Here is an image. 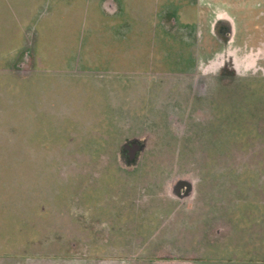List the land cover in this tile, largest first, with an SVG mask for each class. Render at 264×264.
<instances>
[{
	"label": "flooded vegetation",
	"instance_id": "obj_1",
	"mask_svg": "<svg viewBox=\"0 0 264 264\" xmlns=\"http://www.w3.org/2000/svg\"><path fill=\"white\" fill-rule=\"evenodd\" d=\"M80 1L86 13L94 8L93 23L107 28L104 29V34L101 33L102 28L87 27L80 31L78 45L69 50V60L73 59L72 68L80 70L97 66L104 70L101 73L106 76L115 75V69L125 72L126 75L124 82L110 78L108 83L103 81V85H100L105 91L108 88L110 97L106 100L114 103V107L118 108L116 118L122 119L119 124H114L115 128L111 131L117 132L115 138L119 139L115 143L112 158L120 168H126V165L131 163L137 165L143 152L153 147L149 140L157 136L156 133L160 130L171 129L166 133L176 136L177 139L189 138V130L197 119L191 108L187 109V113L173 114V111L166 113L161 104H154L157 108L153 112H147V104L143 105L142 101L147 96L148 87L158 80V72L168 76L166 82L169 81L170 95L176 92L186 97L190 103L196 100L195 105L202 98L199 95H204L200 102L202 104L197 107L199 115L201 110L210 113L216 102L220 104L226 100L242 99V89H249L252 85L264 86V0H255L258 6H252V9L258 10L254 12L247 9L248 5L238 11L229 10L224 8L222 3L213 0ZM243 1L250 3V0H240L239 3ZM51 2L58 6L61 4V0ZM67 5L71 8L78 6L68 0ZM113 27H121L122 32L112 31ZM140 34H150L156 49L160 47V51L172 52V64L164 65L157 58L158 53L153 57V49H148V54L144 52L142 55L145 63L135 58L131 42H136L137 39H134ZM83 36H86V39H83ZM125 59L132 60L133 63L126 64ZM34 68L33 64L29 67L30 71H34ZM141 68L145 69L144 73L134 74L135 70ZM191 85L199 87L200 91L191 90ZM50 86V104L58 102L59 110L65 106L64 98L59 97L61 93L55 92L56 86L53 83ZM50 110L45 113L46 116L58 111L51 107ZM57 114L62 115L60 110ZM94 117L91 122H97L103 116L98 114ZM46 132L49 135L47 130ZM145 133H150V137H153L145 139L142 135ZM257 141L262 147L257 150L264 156V137H259ZM129 142H134L136 146L128 144ZM164 142L170 146V142ZM29 146L36 147L33 142ZM238 148H233L229 154L227 149L222 150L221 168L225 171L224 175L228 170L236 177L240 175L243 160L247 158L243 159V153ZM154 155L161 157L162 163L159 165L165 171L155 174L153 178L163 180V186L158 192H144L145 195L147 193L148 199L143 198L142 203L132 198L131 192H125V200H118L107 192V204L103 206L107 208L100 209L96 205L95 209L93 205L84 204L87 202L86 196L91 200L98 196L95 192L78 195L83 205L78 204L70 210L77 214L74 217V223L77 224L74 230L79 233L76 241L74 238L66 240L65 235L61 238V231L58 232L56 226H51L55 230L52 232L49 225L51 215H57L58 227L61 226V214L66 219L67 192L34 190L28 192L29 201L25 197L13 210L1 211L3 219L7 210L10 217H16L18 213L24 214L25 217L29 214L30 219L36 217L38 228L35 229L34 239L27 237L23 244L21 242L16 248L0 254V264H258L264 261V257L259 254V250L264 252V246H259L258 239L253 237H264V213L258 210V206L255 213L251 214V218H255L253 229L244 227L248 236V242L243 245L244 254L237 252L239 246L236 245V251L230 246L225 247V244H221L223 246L218 253L216 245L219 246L221 238L225 241L227 235L237 237L238 232L242 230L237 226L238 220L235 221L228 215L227 192H211L213 189L209 184L200 186L201 175L195 177L190 171L180 172L172 169L169 160L172 157L178 160L177 154ZM30 158L35 160L34 155ZM263 159L260 156L254 160L264 165ZM258 193L261 195L264 192ZM16 194L23 197V192ZM231 194L234 195L235 192ZM54 199H58L59 205L52 204ZM127 201H130L129 205L126 204ZM41 202L47 203L38 205ZM261 204L264 207L263 202ZM37 205L40 212L33 208ZM131 207L134 209L133 213L148 209L150 218L148 221L144 218L139 224L132 221L135 230L131 235H127L128 242H123L114 249L109 241L117 240L99 232V226L115 228L111 232L115 237L117 230L122 227L120 223H124L111 221L109 225L107 222L113 219L116 213H122L123 217L124 213L132 210ZM0 209H3V206ZM99 212H106L108 220H105L106 216L101 217ZM19 222L25 224L26 219L23 217ZM84 235H87L88 239ZM51 245L56 250L46 252Z\"/></svg>",
	"mask_w": 264,
	"mask_h": 264
},
{
	"label": "rangeland",
	"instance_id": "obj_2",
	"mask_svg": "<svg viewBox=\"0 0 264 264\" xmlns=\"http://www.w3.org/2000/svg\"><path fill=\"white\" fill-rule=\"evenodd\" d=\"M29 1L0 0V40L2 42L7 41L10 34L16 29L18 21L16 17L20 12H24L22 10ZM68 1L76 3L78 6L68 7L67 0H61L60 6L54 5L51 0H46L42 7H38L41 8L39 15L31 10L30 17L33 14L36 15L33 19H30V22L35 23V29L29 30L31 34H36L33 37L34 44L38 43L49 50L47 51L50 57L44 63L45 67L38 68L36 63L34 72L39 74L36 76L39 78V82H45L46 93L49 92L47 86L51 83L57 87L61 86L59 97L62 96L65 103V106L63 105L59 109L62 115L57 114L59 104L54 101L51 103L52 105L50 104V107L57 109V112L48 113L46 116L47 113L41 115L39 111L34 109L32 118L28 120L31 124L29 130H25V134L14 133L11 135L14 140H20L18 145L21 146H19L20 148L4 150L3 152L8 153L3 154L5 158L0 155V192H23V197L19 196L20 201L27 197L28 192L34 190L35 192H67L65 198L66 219L61 214V226L58 227L57 215H51L49 225L50 227L56 226L58 228L56 231H61V234H59L61 238L65 235L66 240L74 238L76 241L79 233L77 234L74 230L77 225L74 223V217L77 214L70 210L72 207L82 204L78 199L80 193L87 192L86 194H91L95 192L98 195L92 200L86 196L87 202H84V204L95 206V209L96 205L100 209L107 208L103 207L107 204V197L105 196L107 192H110L118 200H125L123 199L125 192H131V197L142 203L143 198H147V193L158 192L163 186V180L153 178L155 174L165 171L159 165L162 163L160 162L161 157L158 158L154 154L164 153L168 156L177 154L178 160L173 157L169 160L172 169L180 172L190 171L195 177L201 175L200 186L202 187L205 183L209 184L210 188L213 189L211 192H227L228 215L235 221L238 220L239 225L237 226L242 230L238 232L237 237L227 235L225 241H222L221 238L219 246L216 245L218 253H220V247L223 246L221 244H225V247L230 246L234 250H236V245L239 246L240 249L236 251L244 254L243 245L248 242L246 230L253 229V220H255V218H251V214H254L257 210L256 206H258V210L264 213V207L261 206L262 202L264 204V193L261 195L258 193L264 192V165L254 160L260 156L264 158L257 150V148H262L257 139L264 137V86L252 85L249 89H242V99L236 101L226 100L225 103L220 104L216 102L210 113L201 110L199 115L197 107L202 104L200 102L203 100L204 95L202 93L199 95L202 98L197 101L196 105V100L190 103L186 100V97L178 95L176 92L174 95H170L169 81L166 82L168 76L158 72V80L150 85L151 87H148L147 96L145 94L142 97L146 96L142 103L143 105L147 104V112H153L157 108L154 104H161L166 113L173 111V114H176V112L184 114L187 113L188 108H191L197 119L194 120L192 129L189 130V138L179 137L177 139L176 136L166 133L171 129L160 130L156 133L157 136H151L153 138L149 141L153 147L147 148L143 152L137 165L134 166L131 163L127 164L126 168H120L112 158L115 143L119 139L116 140L115 138L117 132L111 131L122 119L116 118L118 108L114 107V103L106 100L110 97L108 88L105 91L101 86L103 81L108 83L110 78H114L116 81L120 79L124 82L126 75H124L125 72H119L116 71L118 69H115L113 71L115 75L106 76L101 73L104 70L97 68V66L80 70L72 68L73 59L69 60L71 55L69 50L78 45L80 31L87 29V27L91 29L102 28V32H100L103 33L107 27L93 23L95 18L94 8L89 9L86 13L85 10L83 11L84 5L80 0ZM213 1L222 3L224 8L233 11L246 8V5H248L247 9H251V12L258 10L252 9V6H258L255 0H250L249 4H246L247 1L239 3L240 0ZM228 6L232 8L230 9ZM111 29L112 31L122 32L121 27ZM83 39H86V36H83ZM134 40L136 42L129 41L133 45L135 58L145 63L146 60L142 55H144V52L148 54V49H153V52H151L153 57H156L158 53L157 58L164 65L172 64L174 54L165 50L160 51V47L156 49L157 47L154 46L150 34L147 36L140 34ZM131 61L124 60L129 65L133 63ZM144 70V68L135 70L134 74L144 73ZM26 71L27 67L23 68L19 74H24ZM134 74L130 73L132 77H135ZM34 81V86H37L35 77ZM62 87H65V89H62ZM191 88V90L200 91V88H195L194 85H191ZM52 92L54 91L52 90ZM171 98H174V100H170ZM98 114L103 117L97 122L94 120L91 122L92 117L95 118L94 116ZM21 123H24L23 119ZM42 128L44 129L39 131ZM29 131L32 137H30ZM28 132L29 135H27ZM142 135L146 137L145 139H149L151 134L145 133ZM4 140L0 137V141ZM164 141L170 142V146ZM32 142L35 143L36 147H28ZM128 144L136 146L134 142ZM139 144L138 142L137 145ZM236 147H239L238 149L242 151L243 159L247 158V160H243V168L238 177L229 170L224 175L223 172L225 171H222L223 165H221L222 150L227 149L229 154ZM32 155H34L35 160L30 158ZM157 168L160 169L156 170ZM144 192H147L146 195ZM231 192H235V194L232 195ZM11 195L2 194L0 205L3 206L4 210H6L4 204H6L7 199L9 201L11 198L13 199ZM7 196H10V199ZM27 199L29 201V196ZM130 200L135 204L133 199L130 198ZM52 201V204L59 205L58 199ZM46 203L41 202L38 205ZM129 203L130 201L126 202L128 205ZM38 205L33 207L35 211H39ZM131 209L128 213H124L123 217L122 213H116L114 218L107 222L109 225L111 221L124 223H120L122 227L117 230L115 237L111 233L115 228L99 226V232L117 240L115 242L109 241L114 249L119 244L128 242L127 235H131L135 230L133 228L135 224L132 221L139 224V221H143L144 218L146 221L150 218L148 209L140 213L139 211L133 213L134 209L132 207ZM4 214V219L0 215V254L9 252V249L16 248L21 242L23 244L27 237L31 240L34 239L35 229L38 228V222L35 221L36 217L30 219L29 214H26V217L24 214L19 213L16 217H10L7 212ZM152 214V220H154V213ZM99 215L105 217L106 212H99ZM261 216L263 215L261 214ZM23 217L26 219L25 224L19 222ZM106 219L108 220L107 216ZM29 224L30 228L28 229ZM244 227H247V229H244ZM51 230L52 232L55 231L52 227ZM84 237L88 239L87 235H84ZM253 237L258 239L259 246H264V237L262 239L259 235H253ZM55 250L51 245L46 249V252ZM259 254L264 257L262 250H259ZM258 264H264V261H260Z\"/></svg>",
	"mask_w": 264,
	"mask_h": 264
},
{
	"label": "crops",
	"instance_id": "obj_3",
	"mask_svg": "<svg viewBox=\"0 0 264 264\" xmlns=\"http://www.w3.org/2000/svg\"><path fill=\"white\" fill-rule=\"evenodd\" d=\"M45 3L46 0H30L22 10L24 12H20L16 17L18 20L16 29L7 38V41L0 40V134L1 138L5 139L1 144L5 146L0 147L1 156L8 154L3 152L8 148H20L21 145H18L20 140H14L11 135L14 133L25 134V130H29L31 124L28 120L32 118L34 109L41 115L50 110V84L47 86L49 92L46 93L45 82H39V78L36 77L39 74L34 75V71L29 69L31 64L34 68L36 63L38 68L45 67L44 63L50 57L48 49L47 51L44 46L38 43L34 44L33 37L36 34L33 35L29 31L35 29V23L30 22V19L36 15L33 14L30 17L31 10L39 15L41 8L38 7H42ZM37 54L39 55L36 56ZM25 67H27V71L24 74H19ZM34 77L37 80V86H34ZM56 88L55 92L59 94L60 87L56 86ZM22 119L24 123H21ZM3 157L5 158V156ZM3 193L12 194L13 199L11 198L10 201L7 199L4 207L13 210L20 201L19 196L16 192H0V203ZM1 211L3 212L4 208L0 209Z\"/></svg>",
	"mask_w": 264,
	"mask_h": 264
}]
</instances>
